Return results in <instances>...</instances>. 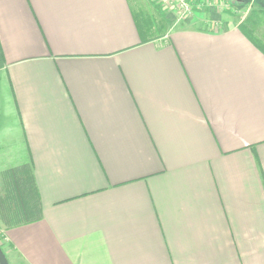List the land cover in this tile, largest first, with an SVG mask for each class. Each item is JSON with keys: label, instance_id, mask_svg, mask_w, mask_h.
<instances>
[{"label": "crops", "instance_id": "1", "mask_svg": "<svg viewBox=\"0 0 264 264\" xmlns=\"http://www.w3.org/2000/svg\"><path fill=\"white\" fill-rule=\"evenodd\" d=\"M217 12L0 0V196L26 166L39 212L9 264H264V54Z\"/></svg>", "mask_w": 264, "mask_h": 264}, {"label": "trees", "instance_id": "2", "mask_svg": "<svg viewBox=\"0 0 264 264\" xmlns=\"http://www.w3.org/2000/svg\"><path fill=\"white\" fill-rule=\"evenodd\" d=\"M237 4L248 0H229ZM256 8L251 9L238 28L264 54V32L257 36L260 27L264 28V0H259ZM137 27L147 29L152 21L144 14H136ZM163 23L164 21H160ZM165 31V26L161 32ZM7 176V190L0 196V220L5 226L21 225L39 219L36 192L33 190L32 177L26 166H19L4 173Z\"/></svg>", "mask_w": 264, "mask_h": 264}, {"label": "rangeland", "instance_id": "3", "mask_svg": "<svg viewBox=\"0 0 264 264\" xmlns=\"http://www.w3.org/2000/svg\"><path fill=\"white\" fill-rule=\"evenodd\" d=\"M258 1L259 0H248L247 3L237 4L234 1L229 0H185L191 13L190 15L185 14L184 18L179 21H175L178 16V3L174 0H133V8L136 14L142 13L145 17L148 16V18L157 17L164 22L175 25L187 18L194 19L199 12L205 13L207 10L213 9L214 11H218L217 13L227 11L231 14L241 16V19L243 20L251 9L256 8L254 4L256 5L257 3H260ZM219 26H221L220 23ZM263 32L264 28L260 27L256 34L259 36V34ZM2 241L3 232L0 230V246L3 244Z\"/></svg>", "mask_w": 264, "mask_h": 264}, {"label": "built area", "instance_id": "4", "mask_svg": "<svg viewBox=\"0 0 264 264\" xmlns=\"http://www.w3.org/2000/svg\"><path fill=\"white\" fill-rule=\"evenodd\" d=\"M174 1H176L178 3L177 4L178 16L176 17L175 21H179V20L183 19L185 14L190 15L191 12L189 11L188 6H187L188 4H187V2H185V0H174ZM179 8H180V12H179Z\"/></svg>", "mask_w": 264, "mask_h": 264}, {"label": "water", "instance_id": "5", "mask_svg": "<svg viewBox=\"0 0 264 264\" xmlns=\"http://www.w3.org/2000/svg\"><path fill=\"white\" fill-rule=\"evenodd\" d=\"M0 264H9L1 247H0Z\"/></svg>", "mask_w": 264, "mask_h": 264}]
</instances>
